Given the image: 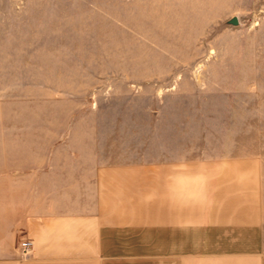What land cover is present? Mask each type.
<instances>
[{
    "label": "rangeland",
    "instance_id": "1",
    "mask_svg": "<svg viewBox=\"0 0 264 264\" xmlns=\"http://www.w3.org/2000/svg\"><path fill=\"white\" fill-rule=\"evenodd\" d=\"M11 112L97 163L257 157L264 213V0H0Z\"/></svg>",
    "mask_w": 264,
    "mask_h": 264
},
{
    "label": "crops",
    "instance_id": "2",
    "mask_svg": "<svg viewBox=\"0 0 264 264\" xmlns=\"http://www.w3.org/2000/svg\"><path fill=\"white\" fill-rule=\"evenodd\" d=\"M42 133L0 113V264H264L257 157L97 163Z\"/></svg>",
    "mask_w": 264,
    "mask_h": 264
},
{
    "label": "built area",
    "instance_id": "3",
    "mask_svg": "<svg viewBox=\"0 0 264 264\" xmlns=\"http://www.w3.org/2000/svg\"><path fill=\"white\" fill-rule=\"evenodd\" d=\"M31 248V241L30 240H23L18 244V251L21 255L27 254Z\"/></svg>",
    "mask_w": 264,
    "mask_h": 264
},
{
    "label": "water",
    "instance_id": "4",
    "mask_svg": "<svg viewBox=\"0 0 264 264\" xmlns=\"http://www.w3.org/2000/svg\"><path fill=\"white\" fill-rule=\"evenodd\" d=\"M239 23L237 16L235 15H231L230 17H228L226 20H224L219 27L222 26H230V27H235L237 26Z\"/></svg>",
    "mask_w": 264,
    "mask_h": 264
}]
</instances>
